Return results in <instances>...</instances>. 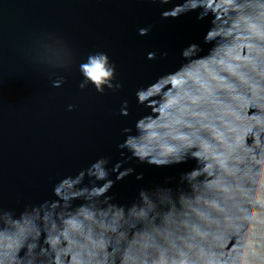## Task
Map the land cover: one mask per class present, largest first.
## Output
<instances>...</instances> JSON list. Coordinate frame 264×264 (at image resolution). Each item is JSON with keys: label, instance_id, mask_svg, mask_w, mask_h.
I'll return each instance as SVG.
<instances>
[{"label": "clouds", "instance_id": "clouds-1", "mask_svg": "<svg viewBox=\"0 0 264 264\" xmlns=\"http://www.w3.org/2000/svg\"><path fill=\"white\" fill-rule=\"evenodd\" d=\"M197 9L198 19L213 17L204 36L213 46L201 56L198 43L188 44L177 70L137 89V103L151 112L136 121V134L122 130L119 145L128 159L197 166L174 186L168 178L120 205L107 195L110 171L121 179L134 169L120 171L122 161L109 170V157L100 156L57 182L56 199L18 214L0 206V264H264V0H182L162 16ZM34 45L31 58L60 87L76 63L73 50L55 33ZM78 71L82 90L123 87L105 52L89 54ZM85 176L94 179L84 184Z\"/></svg>", "mask_w": 264, "mask_h": 264}, {"label": "water", "instance_id": "water-1", "mask_svg": "<svg viewBox=\"0 0 264 264\" xmlns=\"http://www.w3.org/2000/svg\"><path fill=\"white\" fill-rule=\"evenodd\" d=\"M181 2L0 0V206L18 214L26 204L56 199L57 182L100 156L109 157V170L122 161L120 171L134 169L121 179L119 170L110 171L114 184L107 195L120 205L133 202L141 188L168 178L174 186L181 173L197 166L194 159L166 166L128 159L131 153L119 147L128 135L122 130L131 128L136 134V121L151 112L137 103V89L177 70L188 44L198 43L201 56L213 46L204 42L212 16L198 19L199 9L175 18L162 16ZM140 28L149 31L141 35ZM46 33L63 38L75 54L76 63L62 73L60 87L31 58L35 40ZM100 51L115 64L116 81L123 85L103 94L93 85L79 87L83 77L78 64ZM150 52L156 53L154 59L148 58ZM124 101L127 115L121 113ZM69 104L75 107L69 110ZM92 179L85 176L83 183ZM82 203L74 200L73 206Z\"/></svg>", "mask_w": 264, "mask_h": 264}]
</instances>
